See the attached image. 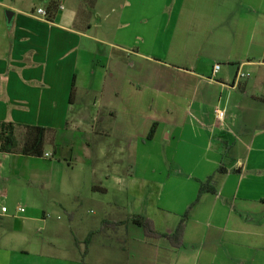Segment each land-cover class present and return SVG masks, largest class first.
<instances>
[{
    "label": "crops",
    "instance_id": "1",
    "mask_svg": "<svg viewBox=\"0 0 264 264\" xmlns=\"http://www.w3.org/2000/svg\"><path fill=\"white\" fill-rule=\"evenodd\" d=\"M34 1L0 0V121L54 136L43 158L0 154V167L47 181L52 155L90 166L96 211L76 181L58 185L80 207L63 209L68 225L8 208L0 264H264V0H62L54 22ZM209 177L217 193L192 209L182 247L129 221L173 235ZM25 232L34 251L4 246Z\"/></svg>",
    "mask_w": 264,
    "mask_h": 264
},
{
    "label": "rangeland",
    "instance_id": "2",
    "mask_svg": "<svg viewBox=\"0 0 264 264\" xmlns=\"http://www.w3.org/2000/svg\"><path fill=\"white\" fill-rule=\"evenodd\" d=\"M33 0H10V4L13 5H21V4H29ZM34 4L39 5V0H35ZM90 9L83 14L84 17H89ZM7 14V13H6ZM49 150V149H48ZM53 154V153H52ZM1 156V155H0ZM50 160L55 163V166L59 167L57 170L59 173L57 175L53 174L52 179L50 177L47 181L34 180L29 177V174L20 175V174H11V165L8 162H3L4 168L0 167V205L7 206L11 214L17 211L19 208H25V210H31V208L37 207L39 210H44L51 217H53V222L57 220L58 216H61V219L64 221L65 225H68L69 220L66 214L63 212V209H67L68 211L79 210V206H73L72 201H76L74 198L68 196V191L63 190V188L58 187L61 183H71L74 181L78 184L77 190L82 195L86 203V207L82 208L88 210L93 208L92 212L96 211L95 207L90 204V202H86L88 199L89 193L86 191V185L89 182L88 170L84 173L82 169H88L90 166L86 168V165H81L82 168L78 169L81 171V174H78L77 169H75L76 173H73V168L69 165V161L59 162L53 155L50 157ZM10 169V170H9ZM54 182H59L58 184H54ZM75 193L72 194L74 196ZM56 199H58L62 206L59 207L56 205ZM8 209V210H9ZM9 213V212H8ZM80 214V213H79ZM103 211L98 210L97 216L102 217ZM93 217V215H91ZM0 233L4 235V231L0 230ZM56 230L42 232L37 236L38 240L44 243L45 240L54 239ZM16 238L13 240H8L4 243V246L7 248H16V249H29L30 251H34V247L32 249V240L28 232L25 233H16ZM35 244V243H34Z\"/></svg>",
    "mask_w": 264,
    "mask_h": 264
},
{
    "label": "trees",
    "instance_id": "3",
    "mask_svg": "<svg viewBox=\"0 0 264 264\" xmlns=\"http://www.w3.org/2000/svg\"><path fill=\"white\" fill-rule=\"evenodd\" d=\"M45 3V11L47 20L54 22L58 13L62 9V0H42ZM154 129L150 137H152ZM54 136V132L44 127L35 126H20L12 122L0 121V154L4 155H20L24 157L43 158L45 155V145L49 134ZM227 154V153H226ZM223 167H220L217 172H225ZM212 177L206 181L200 182L199 196L196 202L190 206L182 220L180 221L175 233L171 236L158 232L151 220L143 216H133L129 219L132 223L140 226L147 237L150 238H167L173 245L182 247V242L186 223L192 209L198 203L200 197L205 193L216 194L217 191L211 186ZM110 222H105L108 225ZM112 224V223H111ZM89 242V241H88Z\"/></svg>",
    "mask_w": 264,
    "mask_h": 264
},
{
    "label": "built area",
    "instance_id": "4",
    "mask_svg": "<svg viewBox=\"0 0 264 264\" xmlns=\"http://www.w3.org/2000/svg\"><path fill=\"white\" fill-rule=\"evenodd\" d=\"M36 15L41 17L44 20H47V13H46L44 8L37 9ZM220 70H221V66L220 65H216L215 68H214V73L217 74ZM248 77H250L249 74H246V73H244L242 71H239L236 81H240V80H242L244 78H248ZM225 117H226L225 111H221V110L216 111V120L217 121L222 122V121H224ZM46 156L48 157L49 155L47 154ZM18 210L21 213H25L26 212L25 208H19ZM8 212H9V210H8L7 206H5V205L1 206L0 205V215H6V214H8Z\"/></svg>",
    "mask_w": 264,
    "mask_h": 264
},
{
    "label": "water",
    "instance_id": "5",
    "mask_svg": "<svg viewBox=\"0 0 264 264\" xmlns=\"http://www.w3.org/2000/svg\"><path fill=\"white\" fill-rule=\"evenodd\" d=\"M7 19L8 21L10 22L12 20V17H13V13L12 12H7Z\"/></svg>",
    "mask_w": 264,
    "mask_h": 264
}]
</instances>
